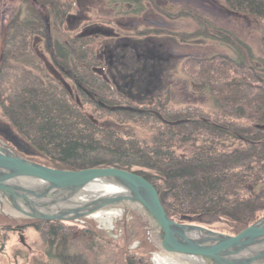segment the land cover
I'll list each match as a JSON object with an SVG mask.
<instances>
[{
	"label": "trees",
	"instance_id": "1",
	"mask_svg": "<svg viewBox=\"0 0 264 264\" xmlns=\"http://www.w3.org/2000/svg\"><path fill=\"white\" fill-rule=\"evenodd\" d=\"M124 1L132 2L135 14L145 10V1L169 20L190 18L198 25L193 32L145 25L131 33L141 41L158 34L181 43L207 37L233 51L229 56H188L180 65L181 73L192 81V90L206 89L218 113H202L196 107L168 109L167 89L152 96L150 103H136L96 70L102 61L96 52L85 49L83 35L52 40L50 45L45 42L56 70L74 82L78 103L33 53V36L47 35L43 20L26 3L27 15L18 11L10 18L2 41L0 113L6 121H0V142L31 161L26 152L33 150L40 157L34 162L55 169L115 167L134 172L155 187L172 220L236 235L264 216V0H219L229 14L258 22V56L227 28L185 5L169 9L152 0ZM35 2L47 8L55 23L67 18L69 7L61 0ZM125 45L133 48L128 41ZM111 51L117 57L124 55ZM133 54L112 65L135 66L136 59L128 60ZM84 107L98 117L117 114L120 122L144 123L150 136L143 140L99 125ZM13 129L25 142L17 139ZM131 217V232L124 225L117 240L103 236L92 218L82 219L78 240L71 239L78 227V221L72 220L15 219L0 214V230L9 229L11 220L17 223L12 226L14 233L34 228L45 254L57 264H90V254L96 260L104 251L108 264H155L151 257L161 249L151 238L148 220L135 213ZM97 239L103 248L98 249ZM134 240L140 244L131 248Z\"/></svg>",
	"mask_w": 264,
	"mask_h": 264
},
{
	"label": "rangeland",
	"instance_id": "2",
	"mask_svg": "<svg viewBox=\"0 0 264 264\" xmlns=\"http://www.w3.org/2000/svg\"><path fill=\"white\" fill-rule=\"evenodd\" d=\"M61 1L69 7L68 15L66 19L62 18V20H57L55 23L53 16L50 15L47 8L37 4L35 0H0V52L7 23L18 11L22 16H26L25 6L27 3L34 7L43 20L47 35L46 38L33 36L32 51L40 58V65L49 74L62 81L76 101L74 82L68 78L63 79L61 74L56 70L49 51L45 48V42L50 45L52 44V40H63L68 36L81 38V35H83L87 39L85 40L87 42L85 49L96 52L102 61V67L98 66L96 70L115 86L123 89L124 92L132 97L131 100L136 103H150L152 96L167 89L170 94V101L167 105L168 109L196 107L202 113L208 114L214 111L218 113L215 101L206 89L201 91L192 90V81L181 73L180 65L182 60L188 56L208 57L214 54L234 55L230 48L207 37L189 39L186 43H181L173 36L164 34L155 35L153 39L146 41H141V39L131 35L134 30L143 28L145 25L166 28L172 31L182 30L193 32L198 29L195 21L190 18L184 20H169L162 14L151 9L149 7L150 5L145 1L142 3L146 8L141 14L133 13L131 7L132 2L124 0ZM152 1L169 9L185 5L213 24L227 28L234 37L247 42L253 47L255 52L257 51V39L260 34L258 22L254 18L245 15L229 14L227 10L221 7L222 4L219 0ZM125 32H130V34L122 35ZM127 41L133 48L125 45ZM111 49L114 52H119L124 55L117 57V55H113ZM130 52H134V54L128 60L136 59L135 66H128L123 69V63H120L118 66L112 65L113 62L126 60L123 57H127V54L129 55ZM257 53L255 55H260ZM116 57L117 59H115ZM148 58L152 61L147 60ZM148 63H152V65ZM77 102L79 103V101ZM89 109V107L82 108L99 125L143 140H147L150 136L147 127L143 125L144 123L120 122L118 120L119 115L117 114H114L116 116L104 115L98 117V115H91L88 112ZM4 120L0 113V121L3 122ZM13 131L17 139L23 140L14 129ZM182 151L187 152V149ZM26 153L32 160H40V157L33 150ZM113 211L115 209L108 210L109 213ZM116 212L117 216L116 214L106 215L105 213L102 220L96 218V221L94 219L104 230H101L103 236L112 240H117L120 237L124 225L131 232L132 228H129L133 223L131 213L144 216L138 207L128 204L117 207ZM0 214L15 219H25L11 215V211L4 206L0 207ZM107 216L110 218L109 221H105ZM82 219L84 218L75 220L78 221L75 223L78 227L72 233L71 239H79L78 233L81 229ZM5 222V224L9 223V221ZM9 225L14 226L17 223L14 224V221L11 220ZM12 226L9 229L8 226H6V229L3 227L0 230V236L2 237L0 241V264H57L56 260L45 254L41 238L34 228L26 227L21 231L22 234H18V231H15V233L12 231L14 229ZM213 226L214 228L219 227L217 224ZM151 235L152 240L156 243V237L152 227ZM97 241L98 249L103 248V242L99 239ZM139 244V240H134L130 247L135 248ZM106 248L108 247L105 246L104 249ZM157 256H162V253H159ZM106 258L105 251L96 260L93 255L90 254L88 256L90 264H108L105 261Z\"/></svg>",
	"mask_w": 264,
	"mask_h": 264
},
{
	"label": "water",
	"instance_id": "3",
	"mask_svg": "<svg viewBox=\"0 0 264 264\" xmlns=\"http://www.w3.org/2000/svg\"><path fill=\"white\" fill-rule=\"evenodd\" d=\"M109 192L87 197L91 185ZM136 206L161 251L187 264H264V216L236 235L169 218L144 177L115 167L61 170L30 161L0 143V207L39 220H78L105 208Z\"/></svg>",
	"mask_w": 264,
	"mask_h": 264
},
{
	"label": "bare ground",
	"instance_id": "4",
	"mask_svg": "<svg viewBox=\"0 0 264 264\" xmlns=\"http://www.w3.org/2000/svg\"><path fill=\"white\" fill-rule=\"evenodd\" d=\"M110 188L104 185H100V184H96V185H91L88 188L87 191V197L92 196V195H96L98 193H105V192H109ZM110 209H115V208H110ZM108 209V210H110ZM108 210H105L103 212H97L96 217L100 220H102V218H104V214H117L116 209L115 211H113L112 213H109ZM109 216H107L105 218V221H109ZM158 263L159 264H187V262L183 261V260H179L177 258H174L172 256H168V255H162L158 257Z\"/></svg>",
	"mask_w": 264,
	"mask_h": 264
},
{
	"label": "built area",
	"instance_id": "5",
	"mask_svg": "<svg viewBox=\"0 0 264 264\" xmlns=\"http://www.w3.org/2000/svg\"><path fill=\"white\" fill-rule=\"evenodd\" d=\"M107 215V214H106ZM110 215H113V214H110ZM119 215V214H118ZM116 216H117V214H116Z\"/></svg>",
	"mask_w": 264,
	"mask_h": 264
}]
</instances>
